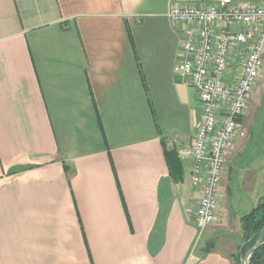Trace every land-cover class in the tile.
<instances>
[{
	"label": "crops",
	"instance_id": "1",
	"mask_svg": "<svg viewBox=\"0 0 264 264\" xmlns=\"http://www.w3.org/2000/svg\"><path fill=\"white\" fill-rule=\"evenodd\" d=\"M208 1L0 0V264H233L264 196V70L196 246L192 159L173 182L163 154L202 121L168 14Z\"/></svg>",
	"mask_w": 264,
	"mask_h": 264
},
{
	"label": "built area",
	"instance_id": "2",
	"mask_svg": "<svg viewBox=\"0 0 264 264\" xmlns=\"http://www.w3.org/2000/svg\"><path fill=\"white\" fill-rule=\"evenodd\" d=\"M168 19L183 27L175 74L197 94L202 110L191 146L177 152L182 160L192 159L191 183L201 189L196 246L215 220L227 149L234 137L248 138L241 120L264 70V8L209 0L204 6L177 5Z\"/></svg>",
	"mask_w": 264,
	"mask_h": 264
},
{
	"label": "trees",
	"instance_id": "3",
	"mask_svg": "<svg viewBox=\"0 0 264 264\" xmlns=\"http://www.w3.org/2000/svg\"><path fill=\"white\" fill-rule=\"evenodd\" d=\"M163 154L168 168L169 175L173 182H179L183 176L180 160L174 149L167 150L163 146ZM242 242L239 253L234 256L233 264H240L242 257L251 249L261 231L264 229V196L259 200L251 213L241 219ZM248 264H264V238L261 245L253 252Z\"/></svg>",
	"mask_w": 264,
	"mask_h": 264
},
{
	"label": "water",
	"instance_id": "4",
	"mask_svg": "<svg viewBox=\"0 0 264 264\" xmlns=\"http://www.w3.org/2000/svg\"><path fill=\"white\" fill-rule=\"evenodd\" d=\"M264 238V229L261 231L260 235L258 236L254 246L249 249L245 255L242 257L241 261H240V264H248L249 263V260L253 254V252L261 245V242ZM211 247H213V243L212 242H208L206 245H205V248L203 250L204 253H208L211 249Z\"/></svg>",
	"mask_w": 264,
	"mask_h": 264
},
{
	"label": "rangeland",
	"instance_id": "5",
	"mask_svg": "<svg viewBox=\"0 0 264 264\" xmlns=\"http://www.w3.org/2000/svg\"><path fill=\"white\" fill-rule=\"evenodd\" d=\"M263 112H264V110H261V114H260V116H259L258 118L256 117V118L254 119L255 127H257V126L259 125L260 120H261V118H262V116H263ZM253 117H254V116H252L251 119H253ZM177 157H178V156H177ZM178 159H179V158H178Z\"/></svg>",
	"mask_w": 264,
	"mask_h": 264
}]
</instances>
